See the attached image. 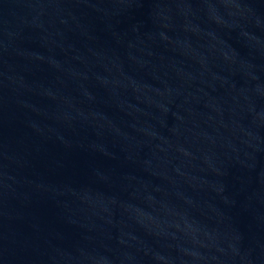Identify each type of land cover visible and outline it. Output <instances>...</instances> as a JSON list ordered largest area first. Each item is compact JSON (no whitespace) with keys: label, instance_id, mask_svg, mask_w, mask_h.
Masks as SVG:
<instances>
[{"label":"water","instance_id":"water-1","mask_svg":"<svg viewBox=\"0 0 264 264\" xmlns=\"http://www.w3.org/2000/svg\"><path fill=\"white\" fill-rule=\"evenodd\" d=\"M0 264H264V0H0Z\"/></svg>","mask_w":264,"mask_h":264}]
</instances>
